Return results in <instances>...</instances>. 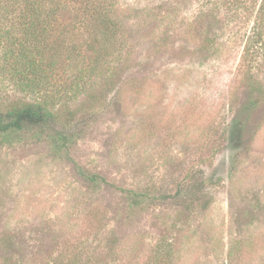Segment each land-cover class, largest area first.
Returning a JSON list of instances; mask_svg holds the SVG:
<instances>
[{
    "label": "rangeland",
    "instance_id": "obj_1",
    "mask_svg": "<svg viewBox=\"0 0 264 264\" xmlns=\"http://www.w3.org/2000/svg\"><path fill=\"white\" fill-rule=\"evenodd\" d=\"M202 3L119 0L131 53L105 101L100 79L68 102L83 101L76 142L60 155L44 139L0 143V264L85 243L103 264H264V64L244 75L253 23ZM0 97L30 99L1 80ZM181 179L178 197H161Z\"/></svg>",
    "mask_w": 264,
    "mask_h": 264
},
{
    "label": "trees",
    "instance_id": "obj_2",
    "mask_svg": "<svg viewBox=\"0 0 264 264\" xmlns=\"http://www.w3.org/2000/svg\"><path fill=\"white\" fill-rule=\"evenodd\" d=\"M118 1L0 0V80L30 95L6 101L0 97V143L44 139L60 155L76 142L84 125L76 118L83 101L76 110L68 102L92 96L100 79L104 89L98 98L105 101L106 90L116 88L122 61L131 53ZM202 5L203 14L253 23L244 42L243 74L249 76L256 59L264 64V0H203ZM215 44L211 34L202 41L205 48ZM80 170L88 184L107 183L104 176ZM186 183L188 179L175 180L159 193L178 197ZM85 244L65 247L43 264H103L95 260L97 248Z\"/></svg>",
    "mask_w": 264,
    "mask_h": 264
}]
</instances>
